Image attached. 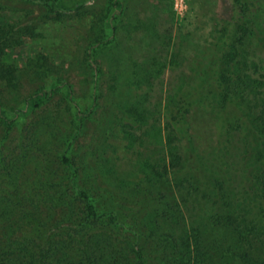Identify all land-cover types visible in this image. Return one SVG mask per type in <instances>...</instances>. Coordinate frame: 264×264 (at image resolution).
Here are the masks:
<instances>
[{
    "label": "trees",
    "instance_id": "trees-1",
    "mask_svg": "<svg viewBox=\"0 0 264 264\" xmlns=\"http://www.w3.org/2000/svg\"><path fill=\"white\" fill-rule=\"evenodd\" d=\"M25 1L53 10L61 3ZM219 1L209 34L188 31L179 41L170 34L172 45L158 47L159 64L141 59L128 25L120 37L117 17L94 14L84 37L94 76L102 51L119 41L108 61L110 92L94 89L87 105L68 87L67 109L44 110L21 152L3 160L0 264H264V66L250 56L255 43L264 46V0ZM83 8L76 7L79 21ZM19 33L0 27V81L10 91L20 84L5 52ZM131 64L144 71L125 77ZM184 67L189 72L177 75L150 122L146 101L163 70ZM64 85L41 88L25 106L43 108ZM102 98L103 134L84 151L77 142ZM25 111L9 114L0 100L7 133ZM119 133L158 150L120 156Z\"/></svg>",
    "mask_w": 264,
    "mask_h": 264
},
{
    "label": "rangeland",
    "instance_id": "rangeland-1",
    "mask_svg": "<svg viewBox=\"0 0 264 264\" xmlns=\"http://www.w3.org/2000/svg\"><path fill=\"white\" fill-rule=\"evenodd\" d=\"M116 1L61 0L55 8L53 6V10L38 2L0 0V27L7 30L16 29L20 32L19 41L7 46L4 59L8 67L17 70L20 86L17 91H10L5 83L0 81V100L3 109L9 114L13 109L27 110L16 120L15 126L9 133L4 129V123L0 118V168L3 160L13 154L15 149H18V153L21 152L19 147L26 142V130L38 120L44 110H56L59 107L67 109V106L71 104L67 95L68 87L71 88L75 98L87 105L94 89L97 88L98 93L105 96L110 92L111 81L108 75L111 69L108 61L116 57L118 52L116 45L119 41L102 51L100 55L102 72L98 74V77L94 76L87 61L90 46L84 39L94 14L108 11L117 17L116 20L114 19V24L120 28L118 32L120 37L123 26L128 25L130 33L127 34V39L134 45L141 59L142 57L150 61L155 59V63L159 64L158 47L168 46V42L172 45L170 34H173L175 41H179L182 33L197 31V29L208 35L220 5L219 0H121L124 7L120 9L115 6ZM79 5H84L82 12L87 13L81 21L75 17L76 7ZM61 14L64 16L61 17ZM250 56L253 61L264 66V46L260 47L255 43ZM36 63L44 64L47 68L35 69ZM48 67L52 70L51 72ZM153 68L159 70L160 66H153ZM143 69L144 67L139 68L140 73L144 71ZM139 70L135 66L132 69L128 67L123 74L128 77ZM163 71L164 76L157 81V85L146 101V107L151 113L150 122L158 117V104L176 83L177 75L183 72L188 73L189 69L184 67L173 71L166 68ZM261 72L264 73V71ZM255 77L259 78V72ZM58 79L65 82L66 86H62L43 108L30 109L25 106L27 98L35 95L45 86L58 83ZM129 90L124 82L120 85L121 93L126 95ZM99 105L97 114L87 123L85 135L77 142L84 151L94 141V136L103 134L99 127L108 106L103 98L99 101ZM71 118L73 116L68 114V122ZM139 135H141L140 132L137 133V137ZM118 137L122 139L123 134L119 133ZM137 137L122 139L116 143L120 156L132 157L136 149L142 148H149V151L158 150L155 144L148 143L140 147L141 141ZM111 141L116 142L114 139ZM17 154L14 155L17 156Z\"/></svg>",
    "mask_w": 264,
    "mask_h": 264
}]
</instances>
